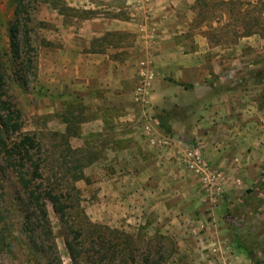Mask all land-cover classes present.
Masks as SVG:
<instances>
[{
    "label": "rangeland",
    "instance_id": "374dc122",
    "mask_svg": "<svg viewBox=\"0 0 264 264\" xmlns=\"http://www.w3.org/2000/svg\"><path fill=\"white\" fill-rule=\"evenodd\" d=\"M48 1L39 0L31 14L27 52L31 64L22 68L18 61L9 71L7 97L22 113L21 134L41 145L36 158L44 176L80 177L73 182L77 196H68V203L75 204L68 221L86 241L84 246L89 248V242L104 233V238L124 247L122 264H264V152L246 160L241 172L234 170L239 167L236 158L230 159V168L229 156L214 164L205 158L204 142L194 134L207 124L201 109H184L170 100L184 105L191 94L206 100L226 90L247 95L263 89V75L256 66L239 67L244 75L254 71L252 79L242 76L234 82L235 66L223 74L222 82L210 80L206 87L197 86L201 88L197 93L183 90L167 82L160 70L169 52L164 44L187 28L184 12L191 5L183 11L178 10L179 0H50L56 7ZM194 1L193 30L218 25L225 31V43L235 41L239 27L264 36L263 0L255 5ZM12 15L9 0H0L3 53ZM185 36L179 35L180 40ZM175 52L178 56L185 51ZM105 54L117 66L99 61ZM118 69L128 77L127 106L104 107L101 98L110 90L91 92L84 79ZM96 120L101 129L93 126ZM123 137L129 140H113ZM135 138L159 152L155 165L145 150L106 156V150L125 148ZM15 189L8 176L0 175V209L13 232L10 255L0 256V264H33V251L18 232L21 220L14 215L17 201L11 196ZM47 212L61 263L75 264L61 223L50 206ZM91 253L78 264L94 262Z\"/></svg>",
    "mask_w": 264,
    "mask_h": 264
},
{
    "label": "crops",
    "instance_id": "0c3cea01",
    "mask_svg": "<svg viewBox=\"0 0 264 264\" xmlns=\"http://www.w3.org/2000/svg\"><path fill=\"white\" fill-rule=\"evenodd\" d=\"M180 3L178 10L186 6L188 10L184 12V19L186 27L182 32H175L174 37L164 44V47L169 51L166 63H163L160 70L161 74H166L167 82L178 84H184L186 87H182L183 90L192 89L193 92H199L197 86L206 87L210 80L220 81L223 80V74L229 71V67L233 68L237 66L238 73L234 78V82H240L242 76L244 78L252 79L254 71H250L247 75L242 72V66H256L258 74L263 75L264 83V36L260 35L261 31H248L244 28H237L235 31V41L232 43H225L226 37L224 29L220 26H202L200 29L193 30L191 28L192 21L197 14L192 8L194 0H179ZM242 3L246 1L248 4H256L257 0H227ZM264 2V0H263ZM264 4V3H263ZM170 12H173L172 10ZM180 13V11H177ZM261 18L263 21L264 32V5L262 6ZM180 22L182 15L176 17ZM188 23L190 26L188 27ZM191 28V29H190ZM189 32V35L185 36ZM183 34L185 37L181 41L179 35ZM183 49V54H177L175 50ZM244 51H248L245 52ZM257 58V59H255ZM113 63V59H109L108 55L101 56L100 60ZM118 65L120 64L117 62ZM117 66V64H116ZM160 68V67H159ZM255 69V68H254ZM118 69L115 74H108L104 77H95L84 79L86 84L90 85L88 89L91 92L95 90H101L102 88L110 90L105 94L101 100L105 103L104 107L118 108L127 106V93L124 91V87L127 84V75L123 74ZM242 74H240V72ZM83 80V79H82ZM88 86V85H87ZM210 90V88H208ZM239 89L234 91H222L219 96L210 97L206 100L196 99L191 94L193 100H190L184 105L177 103L175 99H170L172 104L178 106H184V109H201L203 121L206 124L201 130H195L194 134L198 133V136L202 139L205 145L204 156L207 160L214 164L220 163L222 156H229L227 158L226 167L230 168L232 163L230 159L236 158L239 162V167L234 169L237 172L245 171L244 164L249 158L255 156H261V152H264V85L262 88L253 89V92L247 95L240 94ZM233 93V96L230 94ZM153 95V96H152ZM154 99L156 95L152 94ZM204 96V95H203ZM97 98H93L94 102H97ZM191 114V111H189ZM250 115V116H249ZM99 120L94 121L93 126L100 128ZM193 131V130H192ZM258 135L255 137V135ZM223 137L227 141H216L217 138ZM126 137L113 140L123 141ZM252 138V139H251ZM254 138V139H253ZM143 139V138H142ZM129 140V139H125ZM131 144H127L125 148H111L106 150V156L123 157L124 155H131L133 149L135 152L138 150H145L147 155L151 159V165L154 164V160L158 157L159 152L154 149H150L147 143L135 138L131 139ZM255 140V141H253ZM111 142V141H110ZM114 142V141H113ZM111 142V144H113ZM149 148V149H148ZM225 152V153H224ZM127 154V155H126ZM136 154V153H135ZM251 155V157H250ZM155 156V157H154ZM129 158V157H128ZM242 164V167L240 166ZM157 169V168H156ZM158 170V169H157ZM160 171V170H158ZM174 171H176L174 169ZM113 184L111 188H113ZM114 193V192H113ZM110 203L114 204V201L110 199ZM118 204L120 203L117 202Z\"/></svg>",
    "mask_w": 264,
    "mask_h": 264
},
{
    "label": "trees",
    "instance_id": "16d2710c",
    "mask_svg": "<svg viewBox=\"0 0 264 264\" xmlns=\"http://www.w3.org/2000/svg\"><path fill=\"white\" fill-rule=\"evenodd\" d=\"M9 2L13 15L6 31L7 52L3 53L0 49V175L8 176L16 187L11 196L17 201L14 215L18 213L21 220L18 232L24 235L29 250L33 251V264L43 260V264H62L53 242L48 218L47 207L50 206L65 231V246L73 263H80L83 256L92 251L90 260L94 257V262L91 261V264H122L124 247L113 244L108 237L104 238V233L97 235L95 242H89V248L85 247L86 241L82 235L75 232L69 224L68 211L75 204L68 203V196H77L73 182L80 177H68L65 174L53 178L54 180L45 177L42 163L36 158V153L41 149L40 143L29 135L21 134L22 113L7 97L6 85L9 71H12L16 62L20 61L18 65H22V68H28L31 64L27 56L30 51L28 24L39 0ZM53 7L56 6L53 4ZM181 86L186 87L184 84ZM66 139L64 138L63 144L68 148ZM1 196L4 197L3 194ZM6 219L0 209V256L10 255L9 236L13 232H10Z\"/></svg>",
    "mask_w": 264,
    "mask_h": 264
}]
</instances>
